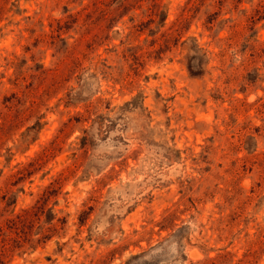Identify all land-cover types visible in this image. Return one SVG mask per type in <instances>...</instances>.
<instances>
[{"label": "rangeland", "instance_id": "obj_1", "mask_svg": "<svg viewBox=\"0 0 264 264\" xmlns=\"http://www.w3.org/2000/svg\"><path fill=\"white\" fill-rule=\"evenodd\" d=\"M0 264H264V0H0Z\"/></svg>", "mask_w": 264, "mask_h": 264}]
</instances>
